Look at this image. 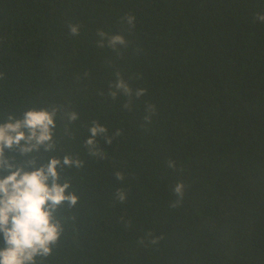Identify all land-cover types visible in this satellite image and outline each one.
Returning a JSON list of instances; mask_svg holds the SVG:
<instances>
[{
    "label": "trees",
    "instance_id": "1",
    "mask_svg": "<svg viewBox=\"0 0 264 264\" xmlns=\"http://www.w3.org/2000/svg\"><path fill=\"white\" fill-rule=\"evenodd\" d=\"M258 13L264 0H0V120L33 103L78 114L74 138L58 120L56 139L85 161L61 171L80 200L60 209L64 232L45 264H264ZM126 14L136 18L131 31ZM69 22L80 24L79 36H69ZM98 31L122 33L128 47H99ZM117 72L146 90L131 110L127 97L108 95ZM147 105L155 110L145 123ZM93 121L109 135L121 130L111 144L97 136L106 159L84 148ZM178 180L185 195L173 207ZM116 188L127 191L123 204Z\"/></svg>",
    "mask_w": 264,
    "mask_h": 264
},
{
    "label": "clouds",
    "instance_id": "2",
    "mask_svg": "<svg viewBox=\"0 0 264 264\" xmlns=\"http://www.w3.org/2000/svg\"><path fill=\"white\" fill-rule=\"evenodd\" d=\"M258 22H264V13L255 16ZM135 15L126 14L121 23L131 31L135 28ZM70 37L80 35V24L69 22ZM99 47L105 46L120 52L128 47V40L122 33H107L98 31ZM2 75V74H0ZM115 81L109 82L108 95L113 100L123 95L128 99L123 108L131 110L132 98L139 99L145 94L144 88L133 89L125 78L115 73ZM155 110L153 105L146 106L145 123L151 121V114ZM78 119L75 111L65 110L64 105L52 102L48 106L26 107L17 116L8 112L6 119L0 120V169L6 174L0 175V234L3 236V246H0V264H45L60 243L64 232L66 218L60 209L64 206L75 207L79 202V193L74 189L72 179L62 177L61 171L65 167L82 170L85 161L79 154L65 152L56 139L58 120H65V131L74 138L71 122ZM89 131L90 136L84 140L87 154L97 160L106 159L108 153L98 147L97 136H101L106 143L111 144L113 138L121 134L117 129L109 135L106 125L93 121ZM59 148L64 152L63 159L48 156L45 160L43 153H51ZM6 150L11 155H5ZM166 168L175 171L177 162L168 159ZM117 181L125 179V173L114 172ZM175 197L172 206L180 204L185 195V184L178 180L171 188ZM128 198L124 188H116L114 202L123 204Z\"/></svg>",
    "mask_w": 264,
    "mask_h": 264
}]
</instances>
